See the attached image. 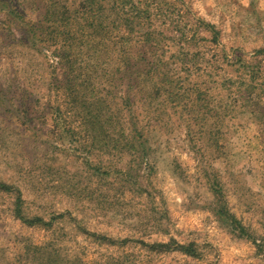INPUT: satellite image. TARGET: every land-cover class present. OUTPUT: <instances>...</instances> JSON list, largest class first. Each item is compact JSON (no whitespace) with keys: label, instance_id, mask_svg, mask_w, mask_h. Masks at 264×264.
Returning a JSON list of instances; mask_svg holds the SVG:
<instances>
[{"label":"rangeland","instance_id":"rangeland-1","mask_svg":"<svg viewBox=\"0 0 264 264\" xmlns=\"http://www.w3.org/2000/svg\"><path fill=\"white\" fill-rule=\"evenodd\" d=\"M131 1L132 31L107 18L95 53L78 19L73 41L110 62L99 107L148 138L142 165L65 113L62 41L26 24L44 1L0 0V264H264V0Z\"/></svg>","mask_w":264,"mask_h":264},{"label":"trees","instance_id":"trees-1","mask_svg":"<svg viewBox=\"0 0 264 264\" xmlns=\"http://www.w3.org/2000/svg\"><path fill=\"white\" fill-rule=\"evenodd\" d=\"M37 1L38 0H29L30 3ZM43 1L44 3L41 4L39 7L44 6L45 9L37 13L36 17L34 18L35 21H30L26 19V24L30 22L29 32L32 34V38H35L42 36V33H38V31H41L43 29L44 23L47 22L48 25L47 29H45V33L46 35H50L49 39L56 43V45H58V42L62 41V44L60 45L62 46L64 53H59L58 51L57 54L58 56H60V58H62L61 60L66 65V70L68 74H70V77H66L65 82H63L64 84L61 85L62 88H65L63 89V91H65L64 94L67 98V106L64 109L65 113H70L71 117H75L76 114L82 115L84 123L93 125L94 128H91V131L97 133H104L100 135H109L108 143L112 141L120 146L119 140L110 135L111 132H115L119 135H125L126 139H124V146H126L130 150H133V152L137 154L138 160H135L138 161L139 165H142L144 160L148 159L147 156H149L150 146L146 143L148 138H141L140 135L129 136L126 131L122 130V126L118 127V129L117 127H113L114 125L117 126L119 122V120H115L116 115L111 114L108 117L104 116V113L101 108L102 105H100L99 107V104L100 102H103L107 107L109 106L106 104L107 98L101 97L100 94H98L103 84L101 79L98 77L101 76L102 78V76H105V79L109 80V78H106V76L109 74V70L106 66L110 65V62L106 60H98L96 61V63H94L92 59L94 56L92 54H88L86 51H81L84 54L87 53L85 58H78V54H74V52L80 45H78L77 42L73 41V39L77 38V35L75 33L76 31L73 29V25L74 22H77L78 19H82L83 26L92 28V31L88 34L89 39L79 41L87 42L85 46L88 47V49H93L94 52L97 53L98 51L106 47V41H100V39L97 40L99 34L104 29H100L104 26L102 24L103 21H106V19L108 18L109 20L111 19V22L112 17L114 15L115 21L113 22H116V19H122L123 21L131 20L130 23H132V25L129 27V29L132 31L133 27L135 26L133 25L134 21L132 20L140 17L141 14H143L144 12L147 17H150L151 12L148 8H145L144 11L140 12L141 9H139L137 4L132 3L131 0H111V5L109 6L103 5V0H81L79 1L78 5V7L80 8H71L69 4L74 2H68V0H60V3L62 4L61 10L58 9V5H55L57 3L59 4V0ZM26 2H28V0H26ZM66 2L68 4H65ZM126 4H132V9L136 10L135 15H131L130 13L128 14V16L125 15L128 13L127 10L121 12V10L125 7ZM55 34H57L55 38H59L58 40H54ZM59 34L61 35V38L58 37ZM46 38L48 39V37ZM32 40L34 42V39ZM45 40L46 39H42L41 41L45 42ZM89 42L94 43L93 45H91L92 43ZM40 44L41 46H46L41 42ZM182 59L185 62H187L188 60L184 56H182ZM130 64L131 63L129 61L126 62L127 66H130ZM159 64H163L162 59L160 60ZM163 77L169 79L167 73H164ZM85 88L88 89V92H84L82 94L81 91ZM95 93H97V97L94 96ZM125 100L129 103L131 101L130 96L127 95ZM105 105L104 107L106 108ZM55 108L61 111L60 108ZM59 114L62 119V112H60ZM65 128L72 133L74 132V129H71V127H68L67 125ZM17 211L20 215V202H18ZM20 218L24 219L25 217H23V215H20ZM39 220L42 219L38 216L32 218H25L26 222H37ZM180 248L182 249V251L188 252L190 254L193 253V251L189 249V246H182ZM52 261L53 259H49L47 262H45V264H51ZM112 264L123 263H121V261H113Z\"/></svg>","mask_w":264,"mask_h":264}]
</instances>
